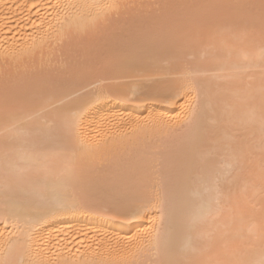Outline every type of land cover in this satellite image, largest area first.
<instances>
[{"label":"bare ground","instance_id":"bare-ground-1","mask_svg":"<svg viewBox=\"0 0 264 264\" xmlns=\"http://www.w3.org/2000/svg\"><path fill=\"white\" fill-rule=\"evenodd\" d=\"M0 264H264V0H0Z\"/></svg>","mask_w":264,"mask_h":264}]
</instances>
